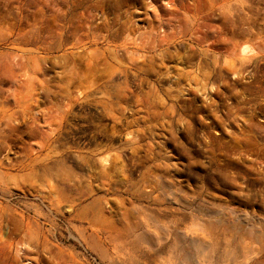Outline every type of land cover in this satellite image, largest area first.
Segmentation results:
<instances>
[{"label":"rangeland","instance_id":"1","mask_svg":"<svg viewBox=\"0 0 264 264\" xmlns=\"http://www.w3.org/2000/svg\"><path fill=\"white\" fill-rule=\"evenodd\" d=\"M0 264H264V0H0Z\"/></svg>","mask_w":264,"mask_h":264}]
</instances>
